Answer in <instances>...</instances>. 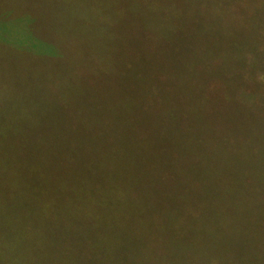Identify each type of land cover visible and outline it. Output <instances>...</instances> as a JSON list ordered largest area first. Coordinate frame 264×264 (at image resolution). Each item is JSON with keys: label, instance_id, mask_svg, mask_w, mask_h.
I'll use <instances>...</instances> for the list:
<instances>
[{"label": "rangeland", "instance_id": "obj_1", "mask_svg": "<svg viewBox=\"0 0 264 264\" xmlns=\"http://www.w3.org/2000/svg\"><path fill=\"white\" fill-rule=\"evenodd\" d=\"M115 5L118 12L128 7L134 13L130 18H118L122 28L128 25L125 21L165 22L171 26L170 39L163 45L157 43L160 56L156 59L154 50L150 58L154 57V86L167 115L161 116L159 109L154 128L146 130H142L145 126L141 120L136 121V127L144 132L142 142H151L154 151L160 148L164 152L154 158V170L165 164L175 178L172 182L231 181L236 186H241L237 181L252 182L241 186L242 194L248 196L245 209L252 213L255 208L264 209V191L258 189L256 193L254 185L264 183V79L258 78L264 73V0H120ZM85 6L79 0H0V26L16 22L20 28V36L12 37L14 43L29 47L35 39L29 22H22L18 14L24 11L22 14L38 13L43 17L39 32L42 39H36L43 43L39 47L58 49L55 63L49 66L29 57L28 49L24 54L0 49V65L11 68L0 69V84L10 88L5 89L6 96L10 98V92L18 94L23 107L35 100L23 114H14L20 123L33 120L28 125L33 127L21 134L105 135L123 129L127 114L113 93L115 76L107 71L108 77L94 84L82 68L85 60L76 55V48L84 57L88 55L92 35L80 44L76 41L83 38H74L67 31L75 29L77 19L86 38V23H100L82 18V14L70 17L61 11L75 8V14ZM6 7L14 13L7 12ZM3 35L0 33V42L7 40ZM124 36L123 31L116 35L120 42ZM7 45L11 46L9 42ZM70 55L72 61L68 62ZM199 101L203 111L197 114ZM137 106L141 107L139 103ZM87 184L88 190L80 195L76 190L77 209L81 201L89 206V198H97L92 183ZM121 191L134 197L126 186ZM96 193L99 196L100 189ZM234 197L241 198L237 194ZM225 202L227 211L220 215L233 214L232 197L226 194ZM34 234L41 235L25 245L35 247L27 246L28 254L19 253L17 257L28 261L62 260L59 254L37 250L51 244L49 234ZM60 238L75 242V254L71 255L75 263L111 262L120 257L128 262H264V227H75V237ZM1 240H5L3 234ZM5 258L0 256V260Z\"/></svg>", "mask_w": 264, "mask_h": 264}, {"label": "trees", "instance_id": "obj_2", "mask_svg": "<svg viewBox=\"0 0 264 264\" xmlns=\"http://www.w3.org/2000/svg\"><path fill=\"white\" fill-rule=\"evenodd\" d=\"M79 1L87 4L81 7L83 11L75 14L72 11L75 8L61 11L68 12L70 17L82 14V18H94L100 23L95 26L86 23L85 38L83 25L75 19V29L67 31L73 33L74 38H83L76 42L85 43L90 38L88 35L93 38L88 55L84 57L78 48L75 49L76 55L85 60L82 68L94 84L101 79L104 81L108 77L107 71L115 76L113 93L119 97L121 109L127 116L123 129L111 134H21L33 127L28 126L33 120L20 123L14 114H23L34 105L35 100L23 107L18 94L10 92L9 98L5 89L10 91V88L0 84V256L6 257L0 260V264H226L213 261L128 262L123 261L125 257L111 262L75 263L71 257L75 254V242L60 238L75 237V227H264V209L254 207V213L245 209L248 196L242 194L243 187L252 182L237 181L243 187L231 181L222 184L215 181L172 182L175 178L165 164L154 170V158L164 152L160 148L154 151L151 142L146 145L142 142L144 132L136 127V121L141 120L145 126L142 130H146L154 128L153 122L159 109L161 116L167 115V109L160 105V96L154 86V57L150 58L155 51L156 59L160 56L157 53L158 41L163 45L170 39L169 23L125 21L123 23L128 25L122 28L118 18L125 15L130 18L134 13L128 7L125 12H118L115 2L120 0H107L108 4L114 5L99 0ZM10 7H6V11L12 14L14 12ZM22 12L18 14L23 18L22 22H29L35 39L31 40L29 47L14 43L12 39L14 35L20 36V28L16 22L7 23L0 26V33H4V39H7L0 42V49L23 54L28 49L29 57L41 59L44 66L53 65L58 56L57 47L42 48L39 45L43 43L36 41L42 39L39 32L43 17L38 13ZM102 24L104 26L97 29ZM122 31L125 36L120 42L116 35ZM8 42L11 46L7 45ZM69 58L68 62L72 61L71 55ZM0 69L11 70L7 65H0ZM258 78L263 80L264 73ZM174 88L175 85L170 89ZM138 103L141 107L137 106ZM199 104L200 101L196 104L197 114L203 111ZM13 131L15 134H12ZM107 181H111V185ZM88 182L92 183L91 190L95 189L97 198L90 197L89 206L81 201L77 209L75 199L81 191L88 190ZM254 185L256 193L258 189L264 191L263 182ZM122 186L134 193V197L121 191ZM99 189L101 193L98 196L96 190ZM226 194L233 199L234 213L220 215L227 211ZM235 194L241 198L235 199ZM83 205L86 207L81 208ZM10 227H25L26 235L23 237L24 229L17 231ZM34 232L49 234V240H52L50 245L36 247L37 250L59 254L62 260L28 261L17 257L19 253L28 254L27 246L35 247L25 245L41 235ZM2 234L5 240H1ZM124 254L127 253H121ZM65 256L73 260L68 261Z\"/></svg>", "mask_w": 264, "mask_h": 264}]
</instances>
